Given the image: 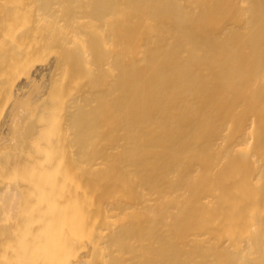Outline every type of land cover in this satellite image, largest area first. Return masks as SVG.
<instances>
[{"label":"bare ground","instance_id":"bare-ground-1","mask_svg":"<svg viewBox=\"0 0 264 264\" xmlns=\"http://www.w3.org/2000/svg\"><path fill=\"white\" fill-rule=\"evenodd\" d=\"M0 264H264V0H0Z\"/></svg>","mask_w":264,"mask_h":264}]
</instances>
